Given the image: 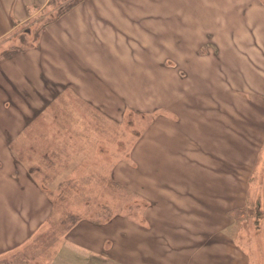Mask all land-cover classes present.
<instances>
[{
	"label": "rangeland",
	"instance_id": "1",
	"mask_svg": "<svg viewBox=\"0 0 264 264\" xmlns=\"http://www.w3.org/2000/svg\"><path fill=\"white\" fill-rule=\"evenodd\" d=\"M73 1L35 4L33 17L0 40V55L22 49L15 76L33 70L41 86L32 98L10 81L7 98L0 81V111L12 116L1 123L20 126L8 144L0 136V198H23L34 181L53 203L48 224L0 264H49L65 237L97 246L94 229L113 216L108 226L120 241L123 228L149 225L145 211L186 248L194 222L232 191L227 179H235L242 144L251 150L264 138V97L256 95L264 90V0H81L71 9ZM218 19L220 27H208ZM209 89L215 94L185 99ZM176 99L179 120L159 118ZM14 106L32 108L29 120L41 111L28 122ZM246 185L247 208L234 213L232 231L253 249L252 262L264 264V148ZM165 197L185 209H168ZM69 250L67 263L78 259Z\"/></svg>",
	"mask_w": 264,
	"mask_h": 264
},
{
	"label": "crops",
	"instance_id": "2",
	"mask_svg": "<svg viewBox=\"0 0 264 264\" xmlns=\"http://www.w3.org/2000/svg\"><path fill=\"white\" fill-rule=\"evenodd\" d=\"M48 1L49 0H0V40L4 38L3 34L6 35L14 28L33 17L35 4H43ZM247 4L248 2L243 5ZM240 7L241 3L239 4V8ZM236 13L242 19V13H238V11H236ZM220 22L222 21L219 19L215 20L211 22L208 27H220ZM200 23L201 28L199 29L202 30L206 22L201 21ZM249 55L250 54L247 53V57ZM166 59L167 58H165V60ZM14 63L16 66H12ZM17 65V59L15 57L1 59L0 81L5 85V89L8 87V82L12 81L16 86L28 90L29 74L26 70L21 69L20 76H15L19 73ZM23 73L25 74L23 75ZM251 84L254 83L251 81ZM213 94H215L214 90L205 93H202V91L188 92L185 95V99L195 101V98L203 95L207 97ZM11 95H13L12 92ZM256 95L264 97V90L256 92ZM182 100L183 99H176L174 101L175 103L165 108L169 114H162L158 117L168 120H179L180 113L178 112V108ZM188 105L190 107L193 106V104L190 103ZM261 108H264V106ZM26 111L24 107L17 109V112L22 113V117H24ZM174 115H178V119L173 118ZM19 128L20 126H15L13 129L17 130ZM14 130H12V136ZM2 135H4V132L3 134L0 133V136L3 138V144H8L6 137L4 138ZM15 144L16 143L13 142L12 147H14ZM263 146L264 138L256 140L251 150L247 144H242V152L237 153L240 157L235 160L237 163L234 164L235 170L233 173L235 179L233 181L230 178L227 179L229 185L233 183L231 186L232 191L226 190L225 193L221 195L223 205L218 206L216 209L211 208L216 213L211 214L208 211L201 223L200 220L194 222L195 226L191 229L193 237L192 242L189 243L186 248H184L185 238L178 236L173 237L168 231L164 232L166 234L162 233L161 222L158 223L156 228L150 211H145L144 214H146V220L149 225L134 222L137 224L136 227L129 226L127 229L123 228L124 235L120 241L117 238L113 240L115 237L114 228L113 226H108L113 224L117 219L114 218V216L111 217L109 221L100 222V224H105L107 227L103 229H94L100 233V239H98L99 245L97 246L87 247L81 244L80 240L72 241L65 237L58 246L49 264H88L91 258L99 255L104 257L105 264H254L250 256L251 250L253 249L251 247L247 249L242 243H239V233H234L232 230L235 229L237 224V218L234 213L243 208H247V180L251 178L255 170L259 155L264 148ZM0 157L2 156L0 155ZM241 177L243 179L239 180ZM27 179L30 180L29 178ZM9 181L11 182V180ZM242 181L243 187L240 188L239 183ZM12 185L14 189L17 188V182H12ZM30 185L33 191L29 186H26L27 190L24 192L23 198H17L12 201H7L3 195L0 198V256L9 252V254L12 252L17 253L20 247L34 239L39 231L48 224L52 216L53 203L46 194V191L37 183L35 184L34 181H32ZM238 190L240 193V203L235 202L231 204V200L236 198ZM27 193H30L29 197H27ZM232 196L233 198H231ZM165 199V203L162 204L168 209H185L178 201L168 197H165ZM153 202L155 207L158 202L155 198ZM17 205H19V207H17ZM261 205L262 204L259 203V206ZM122 219H124L123 225L125 223L124 221L129 220L126 218ZM260 219L264 220V211L259 220ZM79 229L80 228H76L75 231ZM82 229L84 231H89L91 228L85 227ZM145 231L149 233L145 234ZM108 241H111L113 246H111V244V247L109 246L110 248H105ZM153 241L155 245L151 244ZM104 248L107 251L106 254H103ZM66 250L77 255L78 259L74 260L73 258L67 263V260L65 261ZM118 250H120V256L115 254V251L117 252ZM92 253L98 254L95 255ZM198 255L200 257H198ZM1 259L2 258H0V261Z\"/></svg>",
	"mask_w": 264,
	"mask_h": 264
},
{
	"label": "trees",
	"instance_id": "3",
	"mask_svg": "<svg viewBox=\"0 0 264 264\" xmlns=\"http://www.w3.org/2000/svg\"><path fill=\"white\" fill-rule=\"evenodd\" d=\"M75 1V0H74ZM73 1V2H74ZM83 1V0H82ZM79 2H81V0H79V1H76V2H74L72 5H71V9L72 8H74L75 6H77L78 4H79ZM16 47V45L11 49V48H9L10 50H6V51H4L3 52V54L2 55H0V60L1 59H5V58H13V57H17V53H19L20 51H22V49H19V48H15ZM6 53V54H5ZM5 54V56H4V58H2L3 57V55ZM167 59H170V57H166ZM167 59H166V61H165V63L166 64H168L169 63V61H167ZM180 59V61H182V60H186V59H189L188 57L186 58H179ZM29 60V59H28ZM164 62H161V63H158L157 65H160V68H165V64ZM31 65H33V63H30ZM30 64H29V66H30ZM16 66V64L14 63L12 66ZM66 68H63V72H64V74L62 75L63 77H61V78H64L65 77V70ZM26 71H31V74H29V81H28V90H26V89H24V88H22L23 89V91H24V93L27 95V96H30V97H34V95H35V91H36V89H37V91L38 90H40V84H39V82L37 81H35V78H33L32 76H34L35 75V72L33 71V70H26ZM39 72L40 73H44L45 72V69H43L41 66L39 67ZM23 75H24V73H23ZM36 80H37V78H36ZM238 88H241V87H239L238 86ZM7 89H8V87H7ZM6 89V90H7ZM68 89V88H67ZM242 89V88H241ZM167 90V89H166ZM7 93H8V95H7V98H11V97H13V95H11V91H9V90H7ZM12 105H14V104H12ZM25 106H28V104H26ZM24 106V107H25ZM15 107V106H14ZM17 109H19V108H17V107H15V112H17ZM42 109V108H41ZM31 110L33 111V109L32 108H29V110L28 111H26V116H27V118H28V122H32L36 117H37V114L41 111H39L38 113H36L30 120H29V118L31 117ZM22 114V113H21ZM25 114H24V118H25ZM2 116V117H1ZM14 116H15V119H18V116L16 115V114H14ZM4 118H7V119H9V120H12V116L10 115V113H9V111H7V110H3V109H1V111H0V126L1 127H3L4 125L1 123V121H2V119H4ZM8 127V131H4V135H5V137H6V139H9V138H11L12 137V130H10V128L12 127V125H10V126H4V128H7ZM2 134H3V132H2ZM10 146H12V143L10 144ZM11 148V147H10ZM107 253V251H106V249L104 248V250H103V254H106Z\"/></svg>",
	"mask_w": 264,
	"mask_h": 264
}]
</instances>
